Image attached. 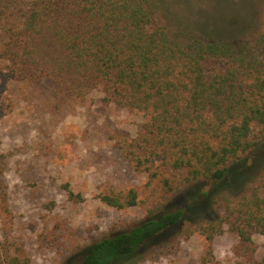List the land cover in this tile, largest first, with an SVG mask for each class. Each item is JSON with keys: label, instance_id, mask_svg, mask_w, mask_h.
<instances>
[{"label": "trees", "instance_id": "obj_1", "mask_svg": "<svg viewBox=\"0 0 264 264\" xmlns=\"http://www.w3.org/2000/svg\"><path fill=\"white\" fill-rule=\"evenodd\" d=\"M161 2L0 0V59L12 77L79 100L98 91L106 105L144 120L135 138L121 134L116 145L147 183L106 188L98 199L116 210L143 207L146 218L62 264H133L185 221L191 227L179 235L206 240L200 264H215L213 242L225 232L238 238L234 264H256L253 236H264V6L252 34L228 23L206 24L208 35L176 23ZM3 172L0 155V216L8 219ZM0 264L30 261L6 239Z\"/></svg>", "mask_w": 264, "mask_h": 264}, {"label": "rangeland", "instance_id": "obj_2", "mask_svg": "<svg viewBox=\"0 0 264 264\" xmlns=\"http://www.w3.org/2000/svg\"><path fill=\"white\" fill-rule=\"evenodd\" d=\"M161 1L176 23L208 35V24L227 30L234 23H240V31L252 27V34L264 6V0ZM9 66L0 59V155L10 207L8 219L0 216V245L15 241L30 264H62L79 249L146 218L143 207L116 210L98 199L106 188L147 183L116 145L121 134L135 138L144 120L136 112L106 105L98 91L85 100L63 97L46 83L15 79ZM189 227L185 221L165 233L144 247L133 264H200L206 240L198 233L179 235ZM253 240L256 264H264V236L256 234ZM237 241L230 232L216 237L215 264L236 262L232 249ZM159 247L162 252L149 257Z\"/></svg>", "mask_w": 264, "mask_h": 264}]
</instances>
